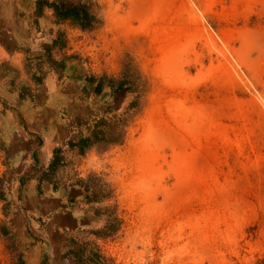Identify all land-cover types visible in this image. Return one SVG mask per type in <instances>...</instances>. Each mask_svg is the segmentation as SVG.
Here are the masks:
<instances>
[{"label": "rangeland", "instance_id": "obj_1", "mask_svg": "<svg viewBox=\"0 0 264 264\" xmlns=\"http://www.w3.org/2000/svg\"><path fill=\"white\" fill-rule=\"evenodd\" d=\"M83 1L99 23L61 21L58 46L103 83L75 120L106 134L50 176L84 188L92 222L54 245L14 232L0 135V264L36 242L35 264H264V0Z\"/></svg>", "mask_w": 264, "mask_h": 264}, {"label": "crops", "instance_id": "obj_2", "mask_svg": "<svg viewBox=\"0 0 264 264\" xmlns=\"http://www.w3.org/2000/svg\"><path fill=\"white\" fill-rule=\"evenodd\" d=\"M60 25L54 9L41 0H0L1 151L11 183L22 194V207L12 212L9 223L16 233L24 232L28 223L34 237L45 236L51 245L92 222V213L81 202L84 188L74 179L50 176L56 155L82 153L69 150L74 135L79 130L90 135L88 119L75 117L84 112L93 116L86 102L92 84L66 58L69 51L61 55ZM39 243L26 251L30 264L39 260Z\"/></svg>", "mask_w": 264, "mask_h": 264}, {"label": "trees", "instance_id": "obj_3", "mask_svg": "<svg viewBox=\"0 0 264 264\" xmlns=\"http://www.w3.org/2000/svg\"><path fill=\"white\" fill-rule=\"evenodd\" d=\"M45 4H49L53 9L55 16L58 20H70L75 25L81 29H92L99 23V17L96 15V12L91 1L83 0H41ZM93 79H90L89 82L92 83ZM92 81V82H91ZM133 81L130 80L127 72L124 73L123 78L120 80L118 85V90L132 91L133 90ZM103 83H97L95 91L100 95L103 92L102 89ZM136 88V87H135ZM136 90V89H135ZM85 130H79V132L74 135L70 140L69 149H77L80 152H83L87 147H90L95 142L99 141L102 137H105L106 132L98 131L90 133V135L85 136ZM123 138H120L117 142H121ZM59 152V151H58ZM59 155V154H58ZM56 155V165L60 164L62 161L61 156ZM58 162V164H57ZM52 167V168H54ZM23 264H27L23 262Z\"/></svg>", "mask_w": 264, "mask_h": 264}, {"label": "bare ground", "instance_id": "obj_4", "mask_svg": "<svg viewBox=\"0 0 264 264\" xmlns=\"http://www.w3.org/2000/svg\"><path fill=\"white\" fill-rule=\"evenodd\" d=\"M149 9H150V8H149ZM146 13H147V12H146ZM154 13H155V12H154ZM154 13H153V14H154ZM148 14H149V13H148ZM146 18H148L149 21H152V20H156L157 17H155V15H154V17H152L151 14H150V15L147 16ZM199 111H200V110H199ZM195 116H197V115H195ZM199 119H200V118H199ZM184 167H185V166H184ZM186 169H188V167H187ZM159 176H160V175H159ZM187 180H188V179H187ZM188 182H189V181H188Z\"/></svg>", "mask_w": 264, "mask_h": 264}]
</instances>
